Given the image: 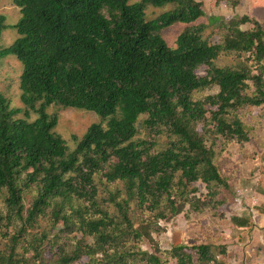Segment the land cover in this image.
I'll use <instances>...</instances> for the list:
<instances>
[{"label": "trees", "instance_id": "obj_1", "mask_svg": "<svg viewBox=\"0 0 264 264\" xmlns=\"http://www.w3.org/2000/svg\"><path fill=\"white\" fill-rule=\"evenodd\" d=\"M13 1L18 38L0 49V61L22 63L24 107L0 93V264H41L46 245L57 249L54 264H225L208 243L153 252L142 244L148 229L161 234L152 226L186 206L200 215L228 204L219 189L230 182L216 162L256 134L245 115L264 108V23L213 19L219 44L200 25L171 48L162 31L197 23L202 0ZM221 2L237 9L242 0ZM168 5L174 9L147 19L148 8ZM6 22L0 15V39ZM222 56L237 62L219 67ZM201 67L206 77H198ZM52 106L94 112L102 122L74 137L70 150Z\"/></svg>", "mask_w": 264, "mask_h": 264}, {"label": "rangeland", "instance_id": "obj_2", "mask_svg": "<svg viewBox=\"0 0 264 264\" xmlns=\"http://www.w3.org/2000/svg\"><path fill=\"white\" fill-rule=\"evenodd\" d=\"M141 0H133V3ZM200 2L201 0H197ZM205 16L192 25L177 24L162 31V37L171 48L176 47V41L180 34L188 27L206 25L205 37H211L214 44L220 43V36L217 31L218 24H211L213 19L230 21L233 18L249 15L251 5L247 0H242L237 9H233L225 2L220 4L216 0H202ZM174 9L168 5L164 8L150 7L147 9V19L155 20L166 12ZM0 15L6 16L8 25L0 39V49L11 46L18 38V24L21 14L20 9L15 6L13 0H1ZM194 25V26H193ZM249 27V26H248ZM235 56H222L217 61L219 67H229L235 65ZM23 73L22 63L11 56L0 61V93L9 99L12 106L23 108L21 100L22 90L20 85ZM208 67H201L197 71L198 77H206ZM252 85L251 82H249ZM219 92L215 87L204 92H198L196 99H204L209 95ZM48 112L59 117L56 133L66 142L70 150L76 148L74 137L81 140L88 129L93 125L102 122V118L94 112L71 108H61L52 106ZM247 116L249 121L256 124V134L252 141L239 148L231 144L217 159V166L230 182V189H219L221 195L219 199L227 198L228 204L222 208L206 211L204 214L188 213L189 206L170 220L161 221L154 224L152 228L161 231L158 234L154 230L146 236L143 241V250L153 252L169 251L176 245H193L208 243L215 247V252L225 264H264V108H251ZM36 117H32V120ZM202 128L200 125L199 129ZM219 144L218 149H221ZM100 187V193L105 190L101 186V177L95 178ZM199 189V197H205L208 189L203 183L195 185ZM102 195V194H101ZM33 200V195H28L25 203L29 207ZM2 200L0 201L1 206ZM249 220L250 226L241 227L240 220ZM254 221V222H253ZM254 223L262 226L254 232ZM48 223H43V228L48 227ZM61 226L56 229L58 232ZM91 242L92 240L89 239ZM226 248V254L221 253L222 248ZM41 264H54L56 248L53 245H46L43 248ZM32 254L27 257L30 258ZM175 264V262H173Z\"/></svg>", "mask_w": 264, "mask_h": 264}, {"label": "crops", "instance_id": "obj_3", "mask_svg": "<svg viewBox=\"0 0 264 264\" xmlns=\"http://www.w3.org/2000/svg\"><path fill=\"white\" fill-rule=\"evenodd\" d=\"M247 1L251 5V10L250 13H248L249 14L248 16H254L258 21L264 23V0H247ZM258 229H263V227L257 226L254 223V232L258 231Z\"/></svg>", "mask_w": 264, "mask_h": 264}]
</instances>
